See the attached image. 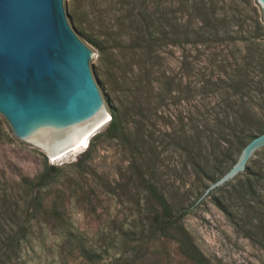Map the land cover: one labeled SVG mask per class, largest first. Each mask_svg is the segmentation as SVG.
<instances>
[{
  "label": "rangeland",
  "instance_id": "rangeland-1",
  "mask_svg": "<svg viewBox=\"0 0 264 264\" xmlns=\"http://www.w3.org/2000/svg\"><path fill=\"white\" fill-rule=\"evenodd\" d=\"M116 1L103 0L98 9L108 24L123 30L127 7ZM216 2L220 33L205 32L204 21L195 18L193 36L165 44L159 58L149 59L144 89H133L129 102L113 91L100 68L99 50L84 40L95 51L94 72L109 114L118 113L121 125L117 131L109 130V123L101 128L88 150L52 161L43 147L15 137L0 115V226L8 231L31 225L15 252H0V264H197L175 236L152 234V222L166 216L188 231L208 264H264V150L237 180L202 198L238 157L235 149L226 158L224 143L220 151L209 145L217 127L214 117L227 110L224 99L234 70H250L248 38L264 37L256 0ZM178 8L179 0L161 5L148 0L146 9L157 16ZM75 9L86 12V1L68 0V13L77 19ZM87 24L91 19L84 26L100 38L99 29ZM254 74L251 68L250 76ZM257 94L253 91L248 101L253 135L264 127V102ZM200 124L206 125L210 146L201 158L202 172L180 145L182 135L194 134ZM46 163L60 167L50 183L40 191L24 188L23 180H36ZM248 181L255 192L246 190ZM36 194L44 213L34 218L28 211ZM7 231L0 232L1 249L12 238Z\"/></svg>",
  "mask_w": 264,
  "mask_h": 264
},
{
  "label": "water",
  "instance_id": "water-1",
  "mask_svg": "<svg viewBox=\"0 0 264 264\" xmlns=\"http://www.w3.org/2000/svg\"><path fill=\"white\" fill-rule=\"evenodd\" d=\"M256 1L264 21V0ZM75 23L68 0H0V115L24 143L39 145L35 139L43 133H77L105 114L111 120L94 72L95 51ZM39 146L49 154V146ZM263 150L264 132L202 198L237 180Z\"/></svg>",
  "mask_w": 264,
  "mask_h": 264
},
{
  "label": "trees",
  "instance_id": "trees-1",
  "mask_svg": "<svg viewBox=\"0 0 264 264\" xmlns=\"http://www.w3.org/2000/svg\"><path fill=\"white\" fill-rule=\"evenodd\" d=\"M85 1L88 7L86 12L82 14L77 12L76 9L74 11L79 28L73 26L79 34L83 32L85 37L97 47L100 53V68L104 70L108 77L107 81L110 78L114 85L113 91L120 92L122 98L128 102L129 97L132 96L133 89H144L141 85L145 81L149 59L159 58L158 51L165 44H178L183 40V37H186L185 40H187L189 36H193L195 31L190 28L195 18H201L204 21L205 32L216 31L218 34L220 33L216 19L219 9L217 0H179L180 8L171 12L159 11L157 16L147 12L148 0H118L115 3H120L127 7L122 18L124 23L128 22V25L124 24L123 30H117L116 25L108 24L106 19L103 18L101 11L98 9L99 4L103 0ZM109 1L113 2V0ZM167 1L158 0V3L161 5ZM137 6H139V10H137ZM177 13H180L182 17H179ZM183 16L188 17L186 19ZM90 19L92 24H87V26L90 29L97 27L100 31V38L89 33L88 28L84 26ZM113 26H115V29ZM165 26H168V29ZM199 35L202 36L203 33ZM259 36L261 37V35ZM259 36L254 35L248 38L250 45L247 57L248 64L246 66L250 69L249 72L242 69L243 67L234 70L229 85L231 92H228L224 99L227 110L224 109L215 113L214 120L217 121V127L212 132L209 145H212L213 149L216 148L220 151V147L224 143L226 150L223 154L228 159L232 157L235 149L238 150L239 156L247 142L257 135H253L249 131L252 128V122L249 117L248 101L252 98V92L256 91L257 95L262 93L263 98L261 97V100L264 102V37H262L261 41H255ZM251 68L255 71L252 76H250ZM135 83L137 84L136 86L134 85ZM120 126V115L112 111L108 129L117 131ZM205 126L200 124L197 128L194 127V134L184 133L180 139L181 148L188 155L193 156V164L200 172L205 166L201 163V158L205 156L204 151H208L210 148L206 144V139L209 136L204 135ZM248 127L250 128L248 129ZM263 128H259L260 130L262 129L260 133L264 132ZM214 137L216 138L214 139ZM247 137H249V140H247ZM90 146L91 142L89 148ZM195 155L196 157H194ZM237 158L232 160L226 171L235 163ZM59 169L60 167L56 165L46 163L45 169L36 180H23L24 188L29 190L36 186L40 191L41 187L50 183L53 174ZM248 169L249 165L247 164L246 170ZM246 190L255 192V184L252 181H248ZM32 200L35 204L32 210L28 212H31L30 215L34 218L39 217L44 213V208L37 194ZM161 204L163 208H167V203L163 197L161 198ZM12 215L16 216V212L12 213ZM30 226L28 223L18 224L16 227H10L8 231L3 226H0V232L6 233L7 231L8 234L12 235V238L7 239L2 249L0 248V252L4 254L15 252L17 245H19L18 239L25 237ZM151 227L152 234L159 233L175 236L180 243L182 252L197 264H208L188 231L177 220L172 221L168 216L163 219L157 218L152 222ZM81 250L84 252V249ZM85 254L90 258L91 254L88 251L87 253L85 251Z\"/></svg>",
  "mask_w": 264,
  "mask_h": 264
},
{
  "label": "bare ground",
  "instance_id": "bare-ground-1",
  "mask_svg": "<svg viewBox=\"0 0 264 264\" xmlns=\"http://www.w3.org/2000/svg\"><path fill=\"white\" fill-rule=\"evenodd\" d=\"M107 114L91 123L77 133H43L35 142L41 146H49V156L52 161L64 158L68 153H81L89 148L91 139L97 132L109 123Z\"/></svg>",
  "mask_w": 264,
  "mask_h": 264
}]
</instances>
